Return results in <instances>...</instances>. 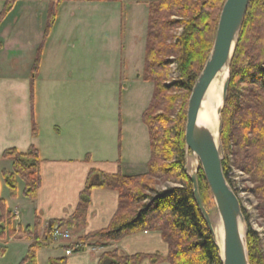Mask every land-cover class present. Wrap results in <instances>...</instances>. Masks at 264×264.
<instances>
[{"label":"trees","instance_id":"1","mask_svg":"<svg viewBox=\"0 0 264 264\" xmlns=\"http://www.w3.org/2000/svg\"><path fill=\"white\" fill-rule=\"evenodd\" d=\"M15 1L5 0L0 21ZM62 1H50L43 41ZM224 1L148 2L143 79L153 83V93L142 117L150 147L147 170L124 175L91 169L79 193L75 211L65 223L69 228L86 223L93 188L114 190L118 194V205L108 227L88 233L79 240L107 244L132 234L152 231L160 233L168 249L165 256L143 253L122 255L116 250L107 251L100 255L97 264H141L146 259L151 263L222 264L213 237L193 197L186 168V156L191 151L185 145L184 128L187 100L213 45ZM38 49L32 67L34 74L40 60L41 48ZM172 63L176 64L179 76L165 83L167 68ZM229 70V85L221 112L222 169L231 188L233 186L228 177L231 165L249 176L253 183L250 190L258 199V210L264 219V0H250ZM31 132L36 135L34 124ZM89 156L87 154L85 159ZM2 158L12 162L11 171H2L11 197L16 196L18 177L23 183V196L35 199L41 185L38 149L30 145L21 152L12 147L3 151ZM197 179L201 198L207 207L211 193L201 168L198 169ZM160 181L174 185L163 190L154 189ZM0 202L1 236L13 216ZM242 213L247 223L249 215L243 208ZM55 223L58 222L48 223V234L55 229ZM41 227L42 222L37 217L31 227H9L12 238L33 240L19 264H37L36 251L41 246L37 240ZM43 237L48 239L46 233ZM246 242L249 264H264L262 241L250 226ZM68 249H73V244L67 245ZM49 261L50 264H66L63 258Z\"/></svg>","mask_w":264,"mask_h":264},{"label":"rangeland","instance_id":"2","mask_svg":"<svg viewBox=\"0 0 264 264\" xmlns=\"http://www.w3.org/2000/svg\"><path fill=\"white\" fill-rule=\"evenodd\" d=\"M93 2L111 1L63 0L57 6L55 21L39 45L38 69L36 74L31 70L29 79L28 139L46 158L75 156L81 152L105 158L106 145L115 136L125 168L128 167L129 172H141L140 166L146 165L150 153L147 127L142 117L153 93V83L143 79L147 5L121 6L120 9L113 5L106 9L107 4L95 7L89 4ZM45 27L46 22L43 34ZM167 70L165 83L179 76L175 63ZM217 85L221 91L220 77H217ZM10 95L13 97L14 94ZM5 99L11 101L12 98L2 95L0 103ZM11 104L0 105V118L3 115L7 120L10 116L19 117V110ZM32 124L36 135H32ZM12 126L16 130L0 140L22 139L19 123H12ZM3 128L1 125L0 130ZM2 153L0 151V200L7 212L17 203H11L10 199L23 195L20 191L23 183L16 177V196L11 197L2 177ZM135 162L139 164L136 167ZM197 163L192 153L187 154L188 173L196 168ZM230 169L228 177L233 190L249 215L246 228L250 226L259 234L264 252V219L258 210V199L250 190L253 183L243 170L233 165ZM173 185L160 181L154 189L163 190ZM205 208L218 234L219 219L212 196ZM1 212L0 202V215ZM66 220L57 221L51 234L46 228L44 232L48 239L39 234L38 243L45 245L60 241L70 245L72 241V244L81 242L79 250L73 248L72 253L85 251L87 245H99L94 241H80V237L91 232L80 235L82 226L69 228ZM16 223L13 218L10 224L7 222L0 236V264H19L27 252L28 245L20 241L26 239L10 236L9 227L15 228Z\"/></svg>","mask_w":264,"mask_h":264},{"label":"crops","instance_id":"3","mask_svg":"<svg viewBox=\"0 0 264 264\" xmlns=\"http://www.w3.org/2000/svg\"><path fill=\"white\" fill-rule=\"evenodd\" d=\"M151 0H119L111 2L89 3L97 7L107 4L106 9L117 5L130 6L148 5ZM5 0H0V12L3 9ZM48 8V0H16L12 9L0 21V100L1 96L11 97L2 100L0 105L10 104L17 99L13 107L19 110V117L6 119L5 115L0 118V137L6 134L11 135L16 130L12 123H19L22 139L4 142L0 140V151L8 148H16L24 152L32 145L28 139L29 125V79L32 66L39 45L43 43V29L46 22L45 16ZM4 93V94H2ZM14 94L13 97L10 94ZM11 104V105H12ZM105 158L94 156L92 153L81 152L75 156L46 158L40 154L39 172L41 185L37 190L35 199L30 200L23 195L11 200L14 208L9 212L18 226H32L35 218H39L42 227L39 234H44L50 221H63L69 218L75 211L78 203L79 193L84 188L88 172L91 169H98L110 174L122 173L124 175H135L144 173L146 165L140 166L141 172H129L122 161L121 153L118 152L116 138L106 145ZM26 148V149H25ZM120 151V150H119ZM89 154V159L85 156ZM150 156V153H149ZM2 160V159H1ZM1 170L11 171L12 162L4 159ZM142 162V161H141ZM137 162H135L136 164ZM137 163L134 167L138 166ZM145 167V168H142ZM144 171V172H143ZM23 191V185L20 190ZM23 194V193H22ZM118 205V194L114 190L104 188H93L91 191L90 203L87 211L86 223L79 230L80 235L88 232L98 231L107 228ZM17 213V215H16ZM26 245L31 240H20ZM73 242V241H72ZM72 242H70L72 244ZM69 243V244H70ZM68 244L60 241L48 242L41 245L36 251L37 264H50V259L63 258L66 264H97L99 256L103 252L117 250L122 255L135 253L167 254V244L159 232H140L129 235L120 241L89 246L84 251H75L66 255ZM141 264H169L168 262L151 263L144 260Z\"/></svg>","mask_w":264,"mask_h":264},{"label":"water","instance_id":"4","mask_svg":"<svg viewBox=\"0 0 264 264\" xmlns=\"http://www.w3.org/2000/svg\"><path fill=\"white\" fill-rule=\"evenodd\" d=\"M250 0H225L217 22L210 53L192 87L186 108L184 140L198 163L188 173L197 207L213 237L222 264H249L247 228L239 198L229 185L222 169L223 151L220 141L221 112L229 85L230 62L242 28ZM227 67L222 89V105L218 110L217 136L199 121V110L205 92L218 71ZM201 168L213 198L222 226L221 246L215 240L212 221L199 192L197 172Z\"/></svg>","mask_w":264,"mask_h":264},{"label":"bare ground","instance_id":"5","mask_svg":"<svg viewBox=\"0 0 264 264\" xmlns=\"http://www.w3.org/2000/svg\"><path fill=\"white\" fill-rule=\"evenodd\" d=\"M228 69L227 67H223L220 71L217 72L213 80L211 81L210 85L208 86L205 95L203 97V100L201 102V107L199 110V121L201 124L209 127L217 136L218 132V124H219V116H218V110L221 108L222 105V89L224 82L227 78ZM217 77L221 78V91L219 85H217ZM219 219L218 234L215 233L214 227L213 228V234L215 237L216 242L219 246H221V240H222V226Z\"/></svg>","mask_w":264,"mask_h":264},{"label":"built area","instance_id":"6","mask_svg":"<svg viewBox=\"0 0 264 264\" xmlns=\"http://www.w3.org/2000/svg\"><path fill=\"white\" fill-rule=\"evenodd\" d=\"M16 215H17V213H16ZM80 245H82L81 242H75V243H73V248L76 249V250H79V246ZM71 253H72V249L71 250L68 249V250L65 251L66 255H70Z\"/></svg>","mask_w":264,"mask_h":264}]
</instances>
